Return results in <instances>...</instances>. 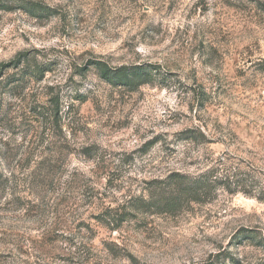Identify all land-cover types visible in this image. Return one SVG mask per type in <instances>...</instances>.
I'll use <instances>...</instances> for the list:
<instances>
[{
    "label": "rangeland",
    "instance_id": "1",
    "mask_svg": "<svg viewBox=\"0 0 264 264\" xmlns=\"http://www.w3.org/2000/svg\"><path fill=\"white\" fill-rule=\"evenodd\" d=\"M261 4L0 0V264H264ZM219 159L234 191L161 211Z\"/></svg>",
    "mask_w": 264,
    "mask_h": 264
},
{
    "label": "trees",
    "instance_id": "2",
    "mask_svg": "<svg viewBox=\"0 0 264 264\" xmlns=\"http://www.w3.org/2000/svg\"><path fill=\"white\" fill-rule=\"evenodd\" d=\"M264 11V4L260 5ZM101 74L106 81L114 85L133 86L138 85L137 79L143 80L147 73L141 66L129 67H109L105 63H97ZM151 78L150 76H148ZM152 79V78H151ZM203 139L207 140L205 134ZM186 139L197 140L198 136L190 131ZM237 168L224 159H219L210 168L197 175L175 174L172 175L173 191L169 196L160 198L158 203L163 212H173L178 209L182 203L207 202L211 201L215 196V190L223 188L228 191H234L231 182L238 175ZM156 203V202H155ZM244 232V231H243ZM242 233V232H241ZM243 237L253 239L250 231H245Z\"/></svg>",
    "mask_w": 264,
    "mask_h": 264
}]
</instances>
